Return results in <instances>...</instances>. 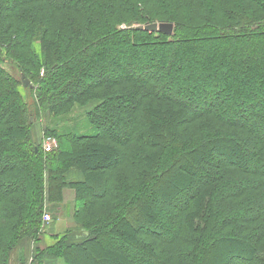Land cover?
I'll list each match as a JSON object with an SVG mask.
<instances>
[{
    "label": "trees",
    "instance_id": "trees-1",
    "mask_svg": "<svg viewBox=\"0 0 264 264\" xmlns=\"http://www.w3.org/2000/svg\"><path fill=\"white\" fill-rule=\"evenodd\" d=\"M151 16L174 34L121 28ZM45 233L67 264H264V0H0V264Z\"/></svg>",
    "mask_w": 264,
    "mask_h": 264
},
{
    "label": "rangeland",
    "instance_id": "rangeland-1",
    "mask_svg": "<svg viewBox=\"0 0 264 264\" xmlns=\"http://www.w3.org/2000/svg\"><path fill=\"white\" fill-rule=\"evenodd\" d=\"M163 19V20H162ZM136 21H138L140 24H150V23H154V22H158V23H161V22H165V21H169L168 19L167 20H164V18H162V17H160V16H151V18H141V19H136V20H131V21H128L127 23H123V24H121V28H126V27H129V26H131V25H136L137 24V22ZM170 22H172V23H174L173 21H170ZM174 26H175V23H174ZM169 35V34H168ZM38 42H36V47L38 48ZM145 53V52H144ZM8 62V61H7ZM165 62V61H164ZM8 64V69L9 70H11L13 73H17L18 72V68H17V66L16 65H12V64H10V63H7ZM6 64V65H7ZM42 74H44L43 73V71H42ZM17 76H18V74H17ZM19 79H21L22 78V75L19 73V77H18ZM27 79H29V78H27ZM22 80V79H21ZM29 84H27V85H25L23 82V87H31V86H33L34 85V87H35V84H34V82H33V80L31 81V79H29ZM31 85V86H30ZM25 93V95H26V98H27V100L29 101V103L31 104V105H33V107L35 106L34 105V103H33V100H32V98H31V96L28 94V92H24ZM34 109H35V107H34ZM77 110V114H79V112H82V108H77L76 109ZM79 111V112H78ZM77 114H75V116L77 117V116H80V115H77ZM55 117L53 116V115H50L49 113H47V112H45V111H42L40 114H39V116L37 117L36 116V114L35 113H33V118L31 119V123H32V133H33V137H34V139H35V141L36 142H38V143H42V146L44 145V144H49L50 145V148H51V150L50 151H46L44 148V150H45V152H47V153H52L56 148H58L59 147V140L57 139V137L56 136H51V137H48L47 135H46V133H45V126L46 125H52L54 122L52 121L53 119H54ZM76 120H74V121H69V123H74ZM46 124V125H45ZM196 169V168H195ZM194 169V170H195ZM74 199H75V194H74V191H72V189L71 190H69L68 188L67 189H65L64 190V199H63V201H62V203H60V205L58 204H55V203H53L55 206H53L52 205V203H51V205L54 207V208H51V205L50 204H47V207H48V209L52 212L51 213V215H52V218L54 219V216L56 215V216H59V217H57V219H64L65 218V223H67V222H69L70 223V225H72L73 223H74V219L72 220V218H71V214H73V204H74ZM65 201H67L66 203H69V207H68V209H67V211H66V214L64 215L63 214V217H61V215H59V211L61 210V208H57V207H61V205L63 204V210H64V202ZM161 203L159 204V205H157V204H155V207H157V206H159L157 209L159 210L160 208H161ZM65 212V211H64ZM63 222V221H62ZM48 227H49V224L47 225ZM51 230L49 229L47 232H50ZM47 235V233H45L43 236H42V238H44L45 236ZM48 236H50V235H48ZM51 237V236H50ZM54 238H53V241H52V243L54 242ZM20 242H24L23 240L21 241V239H20V241L18 240V243H17V245L15 246V248L17 249H19V244H20ZM34 251H33V253H34V255H33V258H32V260H31V262H30V264H46L47 263V261L48 260H51L52 259V257H50L49 255H52V254H49V253H47V252H45V251H41L40 250V253H39V250H37V248H38V245L40 246V244H41V242H34ZM15 248L13 249L14 251H15ZM13 250H12V252H13ZM12 252H11V254H12ZM11 254H10V257H11ZM37 254H40V256L42 255V257H40V258H36V255ZM58 258H60V257H58ZM54 259V258H53ZM56 259V258H55ZM61 261H62V263L63 264H66V262H64L63 261V259L61 258ZM10 264V263H9Z\"/></svg>",
    "mask_w": 264,
    "mask_h": 264
},
{
    "label": "crops",
    "instance_id": "crops-1",
    "mask_svg": "<svg viewBox=\"0 0 264 264\" xmlns=\"http://www.w3.org/2000/svg\"><path fill=\"white\" fill-rule=\"evenodd\" d=\"M66 202L67 201L64 202L65 203L64 206L66 208L65 213L69 207V203H66ZM62 212H63V209H62ZM63 214H64V212L62 213V217H63ZM52 225H51L52 228L59 229V231L61 232V231H64L65 229H67L70 226V223L69 222L65 223V218H64V219H58V220H56V222L54 221V223ZM85 233L86 232H84V233L80 232V231L77 232V234L79 236H83V234H85ZM43 239L44 240L41 242L40 247L51 244L53 241V239L50 236H48V234ZM34 242H35L34 240L20 242L19 249L15 248V251L13 250V252L11 254L10 264H30V262L33 258V255H34V253H33L34 245H35ZM46 264H63V263L61 261V258H56V259L52 258L51 260H48Z\"/></svg>",
    "mask_w": 264,
    "mask_h": 264
},
{
    "label": "water",
    "instance_id": "water-1",
    "mask_svg": "<svg viewBox=\"0 0 264 264\" xmlns=\"http://www.w3.org/2000/svg\"><path fill=\"white\" fill-rule=\"evenodd\" d=\"M132 27L140 30L151 31V32L160 31L169 35L174 34V23L172 22H161V23L154 22L150 24H136ZM29 82H30L29 79L25 78L24 84L27 85L29 84Z\"/></svg>",
    "mask_w": 264,
    "mask_h": 264
},
{
    "label": "built area",
    "instance_id": "built-area-1",
    "mask_svg": "<svg viewBox=\"0 0 264 264\" xmlns=\"http://www.w3.org/2000/svg\"><path fill=\"white\" fill-rule=\"evenodd\" d=\"M43 147L46 151L51 150L50 145L47 143L44 144ZM45 207H46V209H45L43 217H42L43 226H46V224H48L52 220L51 211L48 209L47 205H45Z\"/></svg>",
    "mask_w": 264,
    "mask_h": 264
}]
</instances>
